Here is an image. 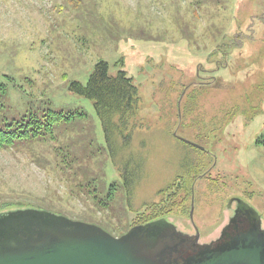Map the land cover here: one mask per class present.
I'll return each mask as SVG.
<instances>
[{"label": "rangeland", "instance_id": "obj_1", "mask_svg": "<svg viewBox=\"0 0 264 264\" xmlns=\"http://www.w3.org/2000/svg\"><path fill=\"white\" fill-rule=\"evenodd\" d=\"M99 62L138 90L118 168L94 102L70 90ZM8 84L21 90L2 96L3 107L50 103L86 114L60 140L94 138L92 148L107 152L84 161L87 169L137 184L132 201L122 188L104 209L59 175L49 145L0 151V210H44L120 237L146 204L171 205L166 220L190 235L194 224L208 244L228 224L229 202L241 199L264 228V0H0V85Z\"/></svg>", "mask_w": 264, "mask_h": 264}, {"label": "water", "instance_id": "obj_2", "mask_svg": "<svg viewBox=\"0 0 264 264\" xmlns=\"http://www.w3.org/2000/svg\"><path fill=\"white\" fill-rule=\"evenodd\" d=\"M234 202L235 215L209 244H200L198 229L190 236L166 219L115 237L99 226L48 211L3 213L0 264H264L262 217L241 199H232L227 208Z\"/></svg>", "mask_w": 264, "mask_h": 264}, {"label": "trees", "instance_id": "obj_3", "mask_svg": "<svg viewBox=\"0 0 264 264\" xmlns=\"http://www.w3.org/2000/svg\"><path fill=\"white\" fill-rule=\"evenodd\" d=\"M20 90L21 87L17 85H0V98L2 99V96L6 98L13 91L19 92ZM70 90L94 102L95 111L104 130V140L111 147L112 163L118 168L121 165L120 160L123 159V148L120 144L121 137L124 136L129 120L138 109L139 96L137 88L125 73H120L118 77L113 78L109 75L108 64L99 62L95 65V69L86 85L73 82ZM1 99L0 113H4L0 117V151H29L35 145L47 144L52 149L54 165L61 172L59 175L65 178L68 184L69 180L73 182L75 179L78 184L75 191L78 194L80 191L79 195L96 202L101 208L108 209L118 196L120 189L123 188L128 198L130 195L132 201V194L137 184L132 179L133 176L123 183H118L117 180L110 183L103 180L105 178L104 174L101 179H98L83 164L84 161L96 159L106 154L107 150L104 145L100 149L92 148L96 143L94 138L89 136L83 137L77 143L73 140L71 142L60 140L64 135L63 131L68 133L72 128L77 129L80 123L76 120L78 119L77 117L86 119V114L56 111L50 107V103L39 107L30 105L27 110L9 109L8 107H3L4 102ZM258 143L264 145V137ZM119 149H122V151L119 152ZM119 153L122 154L119 156ZM198 153L202 154L201 151H198ZM205 153L207 154L208 152ZM107 163L108 159L98 163L97 167L100 173L105 172L108 168ZM121 169H124V166ZM55 171L57 172V170ZM80 174H83V176L79 177ZM121 175L125 176V169L121 172ZM199 178L201 177L196 178V180ZM129 179L132 180L129 181ZM185 183L184 192L188 189ZM174 185V182L169 184L167 190L172 191ZM11 208L13 207H7L3 209L4 211L0 210V214L32 209ZM170 208L171 205L162 208L156 203L146 204L142 208V214L133 220V226L145 225L166 218L172 212ZM133 226L131 225L128 230L120 235L129 231Z\"/></svg>", "mask_w": 264, "mask_h": 264}, {"label": "flooded vegetation", "instance_id": "obj_4", "mask_svg": "<svg viewBox=\"0 0 264 264\" xmlns=\"http://www.w3.org/2000/svg\"><path fill=\"white\" fill-rule=\"evenodd\" d=\"M202 176V175H201ZM231 213H232V216L230 217V219L235 215V211H236V204L235 203H233V205H232V208H231ZM230 219H229V221H230ZM229 221H228V223H229ZM193 223V222H192ZM192 227H193V230L195 231V229H194V224L192 225ZM190 229V228H189Z\"/></svg>", "mask_w": 264, "mask_h": 264}]
</instances>
